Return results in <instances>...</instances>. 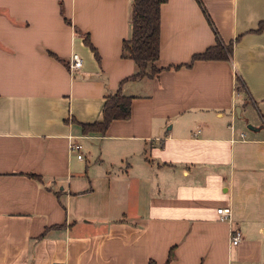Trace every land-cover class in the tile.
I'll use <instances>...</instances> for the list:
<instances>
[{
  "label": "crops",
  "instance_id": "1",
  "mask_svg": "<svg viewBox=\"0 0 264 264\" xmlns=\"http://www.w3.org/2000/svg\"><path fill=\"white\" fill-rule=\"evenodd\" d=\"M131 17L132 0H0V264H264V0H167L158 72L120 85ZM217 39L227 60L191 62ZM119 86L129 118L83 133ZM71 138L98 140L92 161Z\"/></svg>",
  "mask_w": 264,
  "mask_h": 264
},
{
  "label": "trees",
  "instance_id": "2",
  "mask_svg": "<svg viewBox=\"0 0 264 264\" xmlns=\"http://www.w3.org/2000/svg\"><path fill=\"white\" fill-rule=\"evenodd\" d=\"M167 0H132L131 34L129 39L123 40V56L131 59L137 67V71L125 78V81H136L144 77H153L158 72L155 62L159 56L160 38V7ZM264 29L261 22L254 32ZM83 42L98 58L96 49L92 46L89 35L83 34ZM232 43L224 45L217 39L214 46L208 47L204 52L195 54L191 62L196 60H227L231 54ZM243 89V83L236 79V91ZM131 97L125 96L120 91L105 97L102 109V120L91 124H81L83 133L96 132L104 134L113 120H124L130 116ZM169 260V259H168ZM168 262V261H167ZM166 262V264H167ZM149 264H154L149 262Z\"/></svg>",
  "mask_w": 264,
  "mask_h": 264
},
{
  "label": "built area",
  "instance_id": "3",
  "mask_svg": "<svg viewBox=\"0 0 264 264\" xmlns=\"http://www.w3.org/2000/svg\"><path fill=\"white\" fill-rule=\"evenodd\" d=\"M82 67V59L77 53H72L69 61H68V69L70 72L80 69ZM81 149H82V144L71 138L69 145H68V151L71 155L75 156L77 159L82 158L81 155ZM218 217L221 221L228 220L231 214L230 207H220L217 208L216 210ZM242 235L241 232L233 228L230 233V242L233 246L237 245L241 241ZM56 264H63V263H56Z\"/></svg>",
  "mask_w": 264,
  "mask_h": 264
},
{
  "label": "rangeland",
  "instance_id": "4",
  "mask_svg": "<svg viewBox=\"0 0 264 264\" xmlns=\"http://www.w3.org/2000/svg\"><path fill=\"white\" fill-rule=\"evenodd\" d=\"M87 142L88 143H85L86 146L84 145V143L82 144V146H84V149L82 148L81 152L83 153V155H85V154L87 155L86 160L88 162H90V161H92L91 156L95 155V153L97 151L98 140H88ZM88 151L90 152V154H88Z\"/></svg>",
  "mask_w": 264,
  "mask_h": 264
},
{
  "label": "water",
  "instance_id": "5",
  "mask_svg": "<svg viewBox=\"0 0 264 264\" xmlns=\"http://www.w3.org/2000/svg\"><path fill=\"white\" fill-rule=\"evenodd\" d=\"M247 128L251 129L252 127H251L250 125H248V127H247Z\"/></svg>",
  "mask_w": 264,
  "mask_h": 264
}]
</instances>
